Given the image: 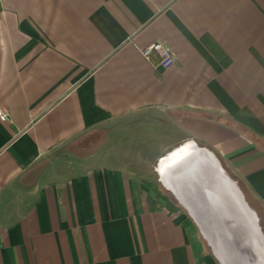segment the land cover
<instances>
[{
  "label": "crops",
  "instance_id": "1",
  "mask_svg": "<svg viewBox=\"0 0 264 264\" xmlns=\"http://www.w3.org/2000/svg\"><path fill=\"white\" fill-rule=\"evenodd\" d=\"M0 108V264H221L208 169L264 229V0H0Z\"/></svg>",
  "mask_w": 264,
  "mask_h": 264
},
{
  "label": "rangeland",
  "instance_id": "2",
  "mask_svg": "<svg viewBox=\"0 0 264 264\" xmlns=\"http://www.w3.org/2000/svg\"><path fill=\"white\" fill-rule=\"evenodd\" d=\"M122 131H124V130H122ZM122 131L119 135H123ZM124 132H126L127 134L129 133L128 130H125ZM204 167H206V169H208L207 166H204ZM204 167H203V169H204ZM220 167L221 166H217V168H219V170H220ZM206 171L207 172H203L201 178H199L200 179L199 182L201 184V193L200 194L202 196V201L199 203L196 202L194 204L195 207L197 208V211L195 210V212L197 213V217H194V220L199 227V230L201 232V236L203 237L204 241L210 245V248H212V249L214 248L213 250L215 251V254L217 255V257L221 261L220 263L221 264H231L232 262H229L227 256H225V254L222 251L223 244L217 239V237H215L213 230H212V226H210L208 224L210 223L211 217L214 220V218H216L215 216H218L220 214H221L222 218L228 220L226 218V211H230L233 216L239 215L240 219L242 218V216H241L240 211L236 207L234 197L229 190L228 184L224 183V181L219 176L220 173H219V175L214 176L213 171H211L209 169ZM224 171H225V173L223 172L222 173L223 175H221V176H223L222 178L227 180L228 183L231 182L234 184L235 188H237V190L241 192L243 198L244 199L246 198L245 199L246 202L247 203L249 202L248 206L251 208V210L255 214L256 212L252 208V205H254V204L252 201H250V198L248 197L249 195H246L247 193L244 192L245 190L242 188V186H240L241 184L235 180V178L232 176V174L229 171H227V170H224ZM156 188H158V190L161 193H163V194L165 193L167 196H169L173 200H175L170 191H167L163 187L161 188L159 186H156ZM209 191L212 192L210 194V196L207 195L209 193ZM215 198H216V200H215ZM213 200L216 201V204H214L215 202H213ZM176 203H177V201H176ZM177 205L180 209H182L183 211H186L185 208H183L180 204L177 203ZM227 208H228V210H227ZM234 218L238 219V217H234ZM256 219H257V216H256ZM261 231H262V233H264V229H262Z\"/></svg>",
  "mask_w": 264,
  "mask_h": 264
},
{
  "label": "water",
  "instance_id": "3",
  "mask_svg": "<svg viewBox=\"0 0 264 264\" xmlns=\"http://www.w3.org/2000/svg\"><path fill=\"white\" fill-rule=\"evenodd\" d=\"M221 175H223L222 172L220 173L219 176L224 181V183L228 184L229 190L232 193V195L234 197V201H235V190L232 189V184L233 183H231V182L228 183L227 180L223 179L222 178L223 176H221ZM235 189L238 192V194L240 195V197H241L242 201L244 202V204L248 208H250L248 206V203L246 202V200L243 198L241 192L238 191L237 188H235ZM211 193L212 192L209 191V193L207 195L210 196ZM215 200H216V198H215ZM215 200H213V202H215L214 204H216ZM236 207H237V205H236ZM227 210H228V208H227ZM226 216L229 217V218L230 217H232V218L238 217L237 222L236 221L229 222L228 220L222 218L221 214H220L218 216H215L216 218H214V220L211 217L210 223L208 224V225L212 226V230H213V233H214L215 237H217V239L223 244V247H222L223 253L225 254V256H227L229 262H232L231 264H256L257 263L256 260L254 261V259H252V257H251V256H254L253 253L251 252L252 245L251 244L242 243L240 241V238H237L235 236V234L233 233V231H232L233 227L236 229V231H238V230L241 231L242 230L243 235H246V237H248L247 238V240H248V239H250V236H251L250 229L246 225H242L243 223L240 222V216L239 215L238 216H233L230 211H226ZM235 222L242 229H240L236 224H234ZM254 222H255V225H256L257 229L260 231L261 228H260V226L258 224L257 219ZM260 232H262V231H260ZM262 254H264V253H261V255ZM262 257H264V255H262Z\"/></svg>",
  "mask_w": 264,
  "mask_h": 264
},
{
  "label": "bare ground",
  "instance_id": "4",
  "mask_svg": "<svg viewBox=\"0 0 264 264\" xmlns=\"http://www.w3.org/2000/svg\"><path fill=\"white\" fill-rule=\"evenodd\" d=\"M186 148L187 147H185V149H184L185 152L187 150H189ZM179 152L181 153L182 151H179ZM161 167H163V166H161ZM232 189L235 190V203H236L237 208L240 211L241 216H242V218L240 219V222L243 223L242 225H246L250 229V231H251L250 239L247 240L248 237H246V235H243L242 230L236 231V229L233 227L232 231L237 238H240V241L242 243L252 245L251 252L253 253L254 256H251V257H252V259H254V261L256 260V262H257L256 264H264V257H262V255H264V254L261 255V253H264V233L260 232L261 230L259 231L257 229L255 222H254L256 220V215L254 214V212L250 208H248L244 204L240 195L236 191L234 184H232ZM226 218L228 219L229 222H231V221L237 222V219H235V218H232V217L229 218L227 216H226ZM236 222L234 224L237 225ZM238 227L240 229H242L240 226H238Z\"/></svg>",
  "mask_w": 264,
  "mask_h": 264
},
{
  "label": "built area",
  "instance_id": "5",
  "mask_svg": "<svg viewBox=\"0 0 264 264\" xmlns=\"http://www.w3.org/2000/svg\"><path fill=\"white\" fill-rule=\"evenodd\" d=\"M137 50L147 62L164 70L173 66L177 60L176 54L161 41L153 42L145 47H138ZM7 120V112L0 108V121Z\"/></svg>",
  "mask_w": 264,
  "mask_h": 264
},
{
  "label": "trees",
  "instance_id": "6",
  "mask_svg": "<svg viewBox=\"0 0 264 264\" xmlns=\"http://www.w3.org/2000/svg\"><path fill=\"white\" fill-rule=\"evenodd\" d=\"M154 189V196L156 198V201L153 202V205L157 203L158 200H160L164 207H166L169 211H183L180 209L176 203L175 200H173L171 197L167 196L165 193H161L158 188ZM244 189V188H243ZM246 197V196H245ZM246 199V198H245Z\"/></svg>",
  "mask_w": 264,
  "mask_h": 264
}]
</instances>
